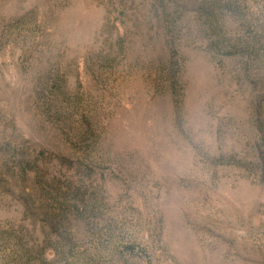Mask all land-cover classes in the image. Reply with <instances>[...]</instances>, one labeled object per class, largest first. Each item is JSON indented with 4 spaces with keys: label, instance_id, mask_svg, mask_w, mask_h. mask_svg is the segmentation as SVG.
I'll list each match as a JSON object with an SVG mask.
<instances>
[{
    "label": "rangeland",
    "instance_id": "1",
    "mask_svg": "<svg viewBox=\"0 0 264 264\" xmlns=\"http://www.w3.org/2000/svg\"><path fill=\"white\" fill-rule=\"evenodd\" d=\"M0 264H264V0H0Z\"/></svg>",
    "mask_w": 264,
    "mask_h": 264
}]
</instances>
